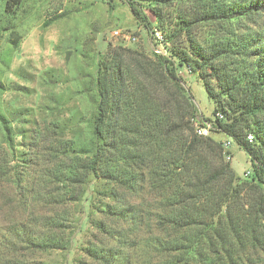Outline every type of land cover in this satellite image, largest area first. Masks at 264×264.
Masks as SVG:
<instances>
[{"label":"trees","instance_id":"trees-1","mask_svg":"<svg viewBox=\"0 0 264 264\" xmlns=\"http://www.w3.org/2000/svg\"><path fill=\"white\" fill-rule=\"evenodd\" d=\"M19 1L5 0L6 10ZM174 1L128 0L150 39L153 29L163 34L174 22L163 34L167 55L109 45L97 61L88 139L51 148L67 161L49 175L45 170L44 180L54 177L65 190L39 192L45 206L79 201L91 179L106 183L103 215L80 264H264V0H212L172 20L151 6ZM208 26L211 36L204 38ZM178 67L199 76L215 104L212 115L223 114L208 136L195 132L197 113ZM0 128L10 145L4 113ZM214 133L247 154L248 177L236 176ZM11 175L0 166V185L29 190L39 179ZM50 209L33 230L10 227L2 236L15 247L7 264H21L23 247L71 249L63 215Z\"/></svg>","mask_w":264,"mask_h":264},{"label":"rangeland","instance_id":"rangeland-1","mask_svg":"<svg viewBox=\"0 0 264 264\" xmlns=\"http://www.w3.org/2000/svg\"><path fill=\"white\" fill-rule=\"evenodd\" d=\"M19 3L6 10L5 0H0V113L8 118L13 134L9 145L0 128V166L10 171L11 178L13 174L39 179L29 190L0 185V264L15 257L12 252L15 247L8 246L9 241L3 238L8 236L7 230L10 227L33 230L41 216L51 214L49 208L63 215L64 236H72L71 249L23 247L18 250L19 262L80 264L87 261L83 248L93 240L97 233L95 222L103 215L106 183L91 179L93 183L88 184L79 201L70 200L55 208L45 206L39 192L46 195L65 190L54 177L44 180V174H51L49 170L60 161H67L63 155L59 159L53 155L51 148L88 139L97 61L108 46H137L150 54L151 39L148 30L132 14L128 0H20ZM212 3V0H179L171 4L152 2L151 6L159 8L163 18L172 20L181 10L194 12ZM141 5L153 21V14L146 10L150 4L142 1ZM52 16L57 18L44 25ZM173 23L169 21L164 26L163 34L171 32ZM114 30L121 34L113 35ZM201 33L204 38L210 37L209 26L203 27ZM126 36H135L136 41ZM178 73L192 97L197 113L195 122L212 118L215 104L199 76L185 67H178ZM224 137L213 134L216 140ZM231 154L229 164L236 176L242 178L246 170H251L250 159L236 144L232 145ZM2 178L5 180L6 176ZM73 189L78 191L81 187L75 185Z\"/></svg>","mask_w":264,"mask_h":264},{"label":"built area","instance_id":"built-area-1","mask_svg":"<svg viewBox=\"0 0 264 264\" xmlns=\"http://www.w3.org/2000/svg\"><path fill=\"white\" fill-rule=\"evenodd\" d=\"M113 35H120L121 33L118 30L112 31ZM126 39L136 41L135 36H126ZM151 51L153 54L156 55H167V51L164 46V37L163 34L157 30L153 29V33L151 36ZM215 117L219 119H223V114L221 112H216L215 116H213L211 119L203 120L202 123H196L195 122V132L198 135L201 136H208L211 133V130L214 129L215 127ZM225 137L221 139V147H222V152H223V157L225 161H231L232 159V154H231V147L233 144H236L233 138L224 135ZM247 139L249 141H252L253 136L251 133L247 134ZM250 174V170H246L243 173V177H248Z\"/></svg>","mask_w":264,"mask_h":264}]
</instances>
